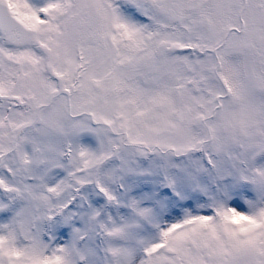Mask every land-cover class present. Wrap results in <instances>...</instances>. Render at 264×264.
Returning a JSON list of instances; mask_svg holds the SVG:
<instances>
[{"label": "snow or ice", "instance_id": "6c2138e0", "mask_svg": "<svg viewBox=\"0 0 264 264\" xmlns=\"http://www.w3.org/2000/svg\"><path fill=\"white\" fill-rule=\"evenodd\" d=\"M0 264H264V0H0Z\"/></svg>", "mask_w": 264, "mask_h": 264}]
</instances>
